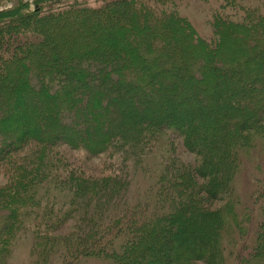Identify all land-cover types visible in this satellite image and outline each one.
<instances>
[{
	"label": "trees",
	"instance_id": "obj_1",
	"mask_svg": "<svg viewBox=\"0 0 264 264\" xmlns=\"http://www.w3.org/2000/svg\"><path fill=\"white\" fill-rule=\"evenodd\" d=\"M19 1L0 10V64L13 62L19 70L0 69V95L10 98L8 109H0V168L11 175L0 185V264H8L28 230L33 238L25 264H89V259L102 264H229L234 259L235 264H264V179L251 177L249 198L261 200L257 208L238 192L247 152H253L259 170L264 155V14L253 8L243 21L212 14L210 42L173 6L174 0H124V5L110 0L94 11L77 2L66 9L58 5L69 0H35L31 9L28 1ZM74 13H83L94 26L107 22L110 39L75 41L72 49L48 46L46 35L39 34L51 25L49 19L53 25L71 24ZM255 17L260 20L254 22ZM250 18L253 22L247 23ZM234 29L242 41L254 40L248 51L242 45L217 47L222 33ZM181 31L186 33L179 37ZM128 35L137 40L124 45ZM20 41L42 43L39 49H12ZM127 48L126 59L124 53L119 56ZM225 51L231 56L213 62ZM59 56L61 62H77L79 70L57 61ZM100 58L124 61L96 82L92 76ZM40 60H52L53 66L36 68ZM3 75H8L4 81ZM109 80L108 90H117L112 103L129 102L119 111L109 106L111 121L93 110L95 105L105 109V99L95 93L99 103L92 92ZM39 96L49 105L36 104ZM43 120L50 130L40 124ZM92 120L99 129L86 139L88 127L94 129ZM55 122L58 127L51 126ZM177 136L194 158L180 155ZM65 145L67 156L88 151L83 163L107 150L124 158L118 156L112 175L90 178L71 169L63 157ZM157 150L155 185L142 192L134 169H142L138 165ZM64 215L72 221L64 222ZM70 222L68 231L59 234ZM227 243L241 249L236 254Z\"/></svg>",
	"mask_w": 264,
	"mask_h": 264
},
{
	"label": "rangeland",
	"instance_id": "obj_2",
	"mask_svg": "<svg viewBox=\"0 0 264 264\" xmlns=\"http://www.w3.org/2000/svg\"><path fill=\"white\" fill-rule=\"evenodd\" d=\"M25 1L29 2V9L35 7V0H20L19 3H25ZM108 2L110 0H69V1H63L62 4H58L61 6V8H65V5H68L70 3H74L77 2L81 5V8H86L89 10H98V7H101L105 4V2ZM132 1V0H130ZM236 1V5L232 4V6L236 9V11L232 10L233 7L231 6H227V2H225L224 0H174L173 6L179 11V13H181L182 15L186 16L195 26L196 30L198 31L199 35L202 37L207 38V40H211L210 42H212L213 40L210 39L212 37V34L214 33L213 30V20H214V16L212 14H215L216 12H220L223 13L221 14V16H223L224 18H227L229 21L232 20H236V21H243L245 19H248V17H245L244 13H247L248 10L255 8L256 10H258L259 12H256L257 15L258 14H264V0H235ZM16 2H18V0H0V10H6L9 9L13 6V4H15ZM45 3V1H44ZM53 2H50V6H52ZM122 3L123 5L124 0L123 1H119L118 4ZM75 5H77L75 3ZM130 6V5H129ZM127 7V6H126ZM169 7V6H168ZM49 8V7H47ZM135 10L136 7H134ZM170 9V7H169ZM142 11V10H141ZM129 13V12H128ZM127 14V13H125ZM140 14V13H139ZM244 15V16H243ZM74 19H76L75 22L71 23V24H60V25H53L56 24L55 20L49 19V23L51 25H47L45 27V30L43 31L42 34L39 35H46V43L48 46L53 47V45H58L61 48L63 47H68L69 49H72L74 42H81V41H85L88 40V38L90 39H95L97 41H101V40H106V38L109 40L110 39V35L106 26V23H103L101 25H91L90 19L86 18V16L83 13H74L71 15ZM249 16H251V13H249ZM126 19L128 17H125ZM88 19V20H87ZM66 20V19H64ZM82 20H86V22H81ZM119 20V19H118ZM257 20H260L259 17H255L254 18V22ZM93 21V20H92ZM253 22V18L248 21V22ZM58 23V21H57ZM92 26V27H91ZM94 26V27H93ZM57 27V28H56ZM62 27H66V28H62ZM264 27V26H263ZM263 27H259L257 28V30H259L260 28ZM235 31L228 32L226 33H222L223 35H221V43L217 46L222 49H226V48H235L237 46L242 45L244 47V49L246 51L249 50V48L251 47V45H253V39H249L247 41H242L241 39L243 38L242 34H239V31L237 32L236 29H234ZM182 32V31H181ZM183 34L178 36H182L184 35L186 32H182ZM21 39H25L26 36L21 37ZM124 41L123 44L126 45L127 43L132 42L133 40H137L136 37L134 35L132 36H124ZM120 40V39H119ZM232 41H236V42H232ZM41 43H37V42H33L32 45L29 44L27 45V43H25L24 41H20L19 43H15L11 46L9 44H7V46H11L12 49L15 50H19L21 51L22 48L24 47H28V48H37L39 49V47H41ZM183 44L187 43V42H182ZM1 44V43H0ZM121 41L120 43H118L119 47L121 48ZM16 45H19L18 47H15ZM47 45H42V46H47ZM31 46V47H30ZM168 46L170 45V42H168ZM160 48V47H159ZM129 49L127 48L125 50H123V52L119 51V56L122 55L124 53L125 55V59L129 54ZM75 54L80 50V48L78 50H74ZM56 53V51H55ZM51 54H53V52H51ZM231 55H229L228 52H223V53H219L216 57H214L213 62H219V58L223 57H229ZM60 59L57 60L59 62H61V56H59ZM123 59V58H122ZM109 61V60H108ZM107 60L105 61V58L102 59L100 58V60H98L95 64V68H98V70L95 72V74L92 76V78L97 82L98 78H104L107 76V74H110L112 68V65L114 63H119L121 61L124 60H119V61H110L108 62ZM87 62L89 63L90 61L85 60L84 63ZM108 62V64H107ZM46 64L48 67L49 66H53V61L49 60L48 62H43L42 60H40V63L38 64H34V66H36V68H39L41 65ZM62 64L66 65L68 64L69 67L71 66L72 68H76L73 71L79 70L77 68H79L77 62H73V61H69V62H61ZM41 64V65H39ZM10 67L11 69H14L15 67H17V65L15 63H5L3 65L0 64V69L3 71L6 69V67ZM84 66V64H83ZM15 71V69L13 70ZM113 71V70H112ZM15 72H19V70L17 69ZM39 75V74H38ZM6 76L8 75H3L1 76L2 80L4 81ZM112 77V75H111ZM113 78V77H112ZM35 79H37V83H41L44 79L40 76L36 77ZM120 79V75H118V80ZM116 80V78H114V81ZM48 81L49 80L48 78ZM89 81V80H88ZM117 81V80H116ZM112 81L109 80V82H104L103 84H101V86H99V88L92 90L94 97L96 100H98L99 95H103L104 99H105V109L102 110V107H97L95 105V107L93 108V110L95 111H100L98 112V114L102 115V119H109L110 120V116L112 114V112L110 110H113V108H110L109 106L112 104V106H114L117 109V111L120 110L121 106H125L127 107L129 105V102L124 101V100H119L117 102H114L116 104L112 103V99L114 96H116V92L117 90L115 89H110L108 90V85H110ZM109 83V84H108ZM2 90V86H0V92ZM95 91V92H94ZM218 91V89L216 90ZM216 91H213V93H215ZM100 92V94H95ZM167 92V91H166ZM220 96H224L222 93L219 94ZM1 97V95H0ZM3 97H1L0 100V109L1 111L4 109H8L7 108V104L9 99H3ZM40 101V105L45 107L47 105H49L48 103L50 101L46 100V98L44 97H37L35 103H39ZM99 103L101 102V98L100 100H98ZM122 102H126L124 105L121 104ZM17 109V108H16ZM26 111H28L30 109V106H26ZM18 110V109H17ZM102 110V111H101ZM26 111H24L26 113ZM17 112H21V111H17ZM13 114V112H12ZM20 114V113H19ZM97 114V115H98ZM96 115V116H97ZM24 116V115H21ZM111 121V120H110ZM109 121V122H110ZM84 124L83 121H78L79 124ZM41 125L45 124V130L48 131L50 130V123H45V120L41 121L40 123ZM90 126H92V128H94L93 130L90 129V127H88V129L86 130L85 134H86V139H89V133H91V136H93V131L96 129H99V126L97 127V124L94 120H92L89 123ZM51 126L53 127H58L57 123H53ZM83 126V125H82ZM80 126V127H82ZM87 126V125H86ZM109 123L107 124L105 122V125L103 128H108ZM79 127V128H80ZM168 131H170V129H167ZM177 143L179 144L180 147V155L183 158H188V159H192L194 158V155L189 152H186L183 150L182 146L180 143L181 142V138L177 136L176 138ZM33 143V142H32ZM165 143H162L163 146H165ZM62 153H63V157H65V159H68V163L71 165V169L76 167L78 169H80L82 171L83 174L87 175L90 178H102L105 175H112L113 172L115 171L114 169L117 167V164L115 163L116 160L118 159V156L121 157L122 159L124 158V155L122 153H118V152H114L111 153L110 150H107L106 152H101L96 156H92L89 157L87 161L84 162V156L83 153H87L88 151H84L83 149H78L76 151H74L75 154L77 153L75 156H67V149H66V145L64 147H62ZM111 153V154H110ZM159 153L160 150H157L155 152H153L152 154H150L145 160H143L138 166H142L143 168H135L134 172L137 175V177L134 179V181L138 178L139 182H140V189L141 191H145L146 189L150 188L151 184L153 183L152 187L155 185V182L153 180L154 178V169L152 164H158V157H159ZM248 156L245 157L244 159V167H243V171L240 174V178H239V194L241 196V198L243 199L244 202H247V200L250 201V204L253 208H257L260 204H261V200L257 197V196H251V198H249L250 193L253 191V185H252V179L251 177L254 178V176L258 175L261 179H264V155H262L259 159V162L261 164L260 170L258 169L257 163L256 165L254 163H252V161L254 160V154L253 152L251 153V151L248 153ZM78 158V159H77ZM128 158V157H127ZM132 160V159H130ZM129 160V161H130ZM66 162V161H65ZM67 163V162H66ZM126 165V164H124ZM9 171L8 169L5 168V166H3V168H0V185H5L11 178V175L9 176ZM131 173H133V171H131ZM156 181V180H155ZM68 202V201H67ZM62 205V202H59ZM56 203L55 205L57 207H61V205ZM218 205H220L221 203H216ZM66 205V202H64V206ZM63 221H72L71 218L69 217V215H64L63 217ZM73 223H69V225L67 224V226L65 228H63L60 233H65L66 231H68V228H70L72 226ZM31 230H28L27 232H25L24 236L20 239H18L19 241L17 242V245L15 248H13L12 250V255L10 257V260L8 262V264H25L28 263L30 260V256H29V245L32 241V235L30 234ZM244 246V245H243ZM243 246H242V251H243ZM227 247L228 248H232L234 249V251L236 252V254L238 253V251L241 249V245L237 248V246L231 244V243H227ZM247 252V251H246ZM244 251L241 253L243 254ZM245 256V254L243 255ZM235 261V259H234ZM233 262H230L229 264H235ZM89 264H102L101 261H97L95 259H89L88 260ZM86 264V263H84Z\"/></svg>",
	"mask_w": 264,
	"mask_h": 264
}]
</instances>
